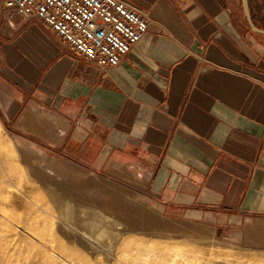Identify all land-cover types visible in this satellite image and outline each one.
I'll use <instances>...</instances> for the list:
<instances>
[{
	"label": "crops",
	"instance_id": "crops-1",
	"mask_svg": "<svg viewBox=\"0 0 264 264\" xmlns=\"http://www.w3.org/2000/svg\"><path fill=\"white\" fill-rule=\"evenodd\" d=\"M123 1L148 28L117 66L62 55L27 26L0 35L4 79L68 120L66 156L148 175L167 216L264 221V35L234 0Z\"/></svg>",
	"mask_w": 264,
	"mask_h": 264
},
{
	"label": "bare ground",
	"instance_id": "bare-ground-1",
	"mask_svg": "<svg viewBox=\"0 0 264 264\" xmlns=\"http://www.w3.org/2000/svg\"><path fill=\"white\" fill-rule=\"evenodd\" d=\"M26 109L18 124L20 128L48 140L54 135L55 143L59 144L68 120L34 102ZM10 147L4 155L14 164L4 170L6 177L0 186L2 189L15 188L26 199L11 189L15 198L9 201L0 191V231L3 226L9 228L6 207L11 204L18 210L25 208L13 223L23 228L22 231L32 233L39 245L29 242L30 250L25 253L18 233V236L15 234L17 238L9 239L0 232V264L13 259L23 260L25 264H61L58 258L53 260L54 254L69 264H163L168 258L159 260L156 248L159 243L175 240H183L190 246L218 242L242 249H264L263 220L247 217L240 228H234L229 238L219 239L214 225L197 220L184 223L183 219L167 216L162 204L142 193L148 175L141 178L135 170L120 162L109 165V173L129 185L69 159L51 156L20 136L15 135ZM170 260L169 263L173 262ZM173 263L181 264V261Z\"/></svg>",
	"mask_w": 264,
	"mask_h": 264
},
{
	"label": "built area",
	"instance_id": "built-area-1",
	"mask_svg": "<svg viewBox=\"0 0 264 264\" xmlns=\"http://www.w3.org/2000/svg\"><path fill=\"white\" fill-rule=\"evenodd\" d=\"M27 26L62 55L105 70L129 53L147 31L148 20L123 0H0V35Z\"/></svg>",
	"mask_w": 264,
	"mask_h": 264
},
{
	"label": "rangeland",
	"instance_id": "rangeland-1",
	"mask_svg": "<svg viewBox=\"0 0 264 264\" xmlns=\"http://www.w3.org/2000/svg\"><path fill=\"white\" fill-rule=\"evenodd\" d=\"M248 1H249V8H250L251 16H252V19L254 20L255 25L259 29L264 30V0H248ZM234 2L236 4V7L239 10L241 17L243 18V20L245 22V17H244L242 6H241V0H234ZM246 27H248V26L246 25ZM246 29L248 30V28H246ZM248 32H250V31L248 30ZM11 33L12 32L9 30H6V29L3 30V34L6 37H9V35H11ZM0 40H2L1 37H0ZM0 86H2V88H0V103H2V100H4V102H5V103H3L4 104L3 106H2V104H0V183L2 180H4V176L6 177V173H4V170L8 169L10 165L14 164L13 162H11V161L7 160V158H5L4 153L11 148L10 146H12L13 139L16 135V136H20L24 139H28V140L34 142L35 145L38 146L37 148H39L41 151H44L51 156H55V157L62 159V160L63 159L64 160L69 159V160L75 162V164L86 167L87 169H89L93 172H96V173L103 175V176H107V177H109L113 180H116L120 183H123L125 185L126 184L129 185L126 181H123L122 179L117 178L115 176L113 177L111 175V173H109V169L107 168V166L103 167L102 169H93V168H90L86 165L80 164V163L76 162L75 160H73L72 158L66 156L64 154V150H65L64 144L62 142L63 139L65 138V132H64V137L62 138L61 142L59 144H56L54 135L49 137V140H48L46 138H42V137L38 136V134H36V133L26 132L22 128H20V126L18 124H20L22 122L23 114H24V112H26V110H27L26 108L28 107V105H31L34 102L35 105H37L38 107H40V108H43V107H41L37 101L32 102L33 99L27 98L26 96H23V95L19 94L18 92H16L14 90V87L12 85H10L4 79V77L1 73V68H0ZM3 89H5V90H3ZM4 92L6 94V95L4 94L5 96L3 95L5 98L1 97V94ZM43 109H45V108H43ZM52 133H55L54 130L52 131ZM1 167H3V168H1ZM23 180H26V179L23 178ZM11 189L10 188L2 189L0 186L1 195L5 199H9V201L15 198V196L11 192ZM12 190L14 193H19V196L26 199L25 196L20 194V192L18 190H16L15 188H13ZM142 193L145 196L149 197V199H151L152 201H154V200L157 201L156 199L152 198L147 192H142ZM23 209H25V208H23ZM23 209L18 210V209H16V207L14 205H11V204L8 207H6L5 208V211L7 212L6 217L8 216V218H9L8 220H10V221L6 220L7 225L9 224V228L6 226H3L4 228H2V230L0 232H1V236H3L4 238L15 239L17 233L19 235V236L18 235L17 236L19 238L21 237L20 240L22 242H24V239L26 238L27 240L25 239L26 240L25 242L27 245L25 244V242L24 243L21 242L20 244L22 246V249L24 248V252L27 253L30 250L29 242L32 241V243H34L36 245H39V243L37 242L36 239H34V235L32 233H31L32 234L31 235L29 231L26 232L27 230H25V232H24V230L22 231L23 228H19V227L15 226V224L13 223L14 218L17 216V214L19 212H23ZM165 212L169 216L179 215V214L174 213L173 211H171L169 209L168 210L166 209ZM1 218H2V216L0 214V219ZM188 220H191V219H183L181 221L184 223H188V222H190ZM200 221H204V220H200ZM241 226L242 225H238L236 227L240 228ZM234 228L235 227H230V228L217 227L216 228L217 238L226 240L227 238H229L231 236L232 232L234 231ZM262 230L264 231V229H262ZM12 232L14 233V235L10 236V235H12L11 234ZM7 236H9V237H7ZM22 237H25V238H22ZM182 241L175 240L174 241L175 243L173 241L171 243H167L170 246L167 245L166 243L165 244L159 243L158 247L162 246L160 244H163L164 247L162 246L163 248L160 249L161 251L159 250L158 247H157L158 249L155 247L156 253L154 252L155 250L153 252L155 253L156 257L159 260L160 259L165 260L168 258V261H164L165 263L163 262V264H167V262H168V264H171V263L175 264V263H173L174 261L175 262L181 261V264H264V249H262V250L250 249V248L242 249V248L231 247V246L226 245L225 243H218V242H210V243H208L209 245L204 244L201 246H196V245L190 246V244H187L184 241H183V244H185V245H183ZM173 243L175 244L176 247L174 246ZM202 246H203L204 250L201 248ZM158 251H160V252H158ZM162 255H164V256L161 258ZM54 256L55 257H53V260H56L58 258L57 260H59V262L61 261V264H69V263L63 261L62 259H60L56 254H54ZM169 260H170V262L171 261H173V262L169 263ZM182 260H184L185 262L184 261L182 262ZM7 261H8V263H7ZM7 261H5L6 264H13V263L14 264H25L23 260L21 262H17L14 259L13 260H7Z\"/></svg>",
	"mask_w": 264,
	"mask_h": 264
},
{
	"label": "water",
	"instance_id": "water-1",
	"mask_svg": "<svg viewBox=\"0 0 264 264\" xmlns=\"http://www.w3.org/2000/svg\"><path fill=\"white\" fill-rule=\"evenodd\" d=\"M241 6H242L243 14L245 17V21H246L247 25L249 26L250 30L253 33H258V34L264 35V30L256 27L254 22H253L251 12H250V8H249V1L248 0H241Z\"/></svg>",
	"mask_w": 264,
	"mask_h": 264
}]
</instances>
